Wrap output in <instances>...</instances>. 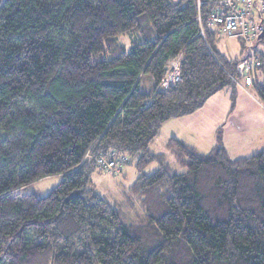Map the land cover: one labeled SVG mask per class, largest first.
I'll list each match as a JSON object with an SVG mask.
<instances>
[{"label": "trees", "instance_id": "1", "mask_svg": "<svg viewBox=\"0 0 264 264\" xmlns=\"http://www.w3.org/2000/svg\"><path fill=\"white\" fill-rule=\"evenodd\" d=\"M202 1L0 0V264H264V148L232 159L220 135L207 154L170 138L182 172L150 149L242 78L244 59L200 33ZM170 61L180 78L158 91ZM111 152L113 175L138 172L116 205L88 184ZM52 176L45 196L21 193Z\"/></svg>", "mask_w": 264, "mask_h": 264}, {"label": "rangeland", "instance_id": "2", "mask_svg": "<svg viewBox=\"0 0 264 264\" xmlns=\"http://www.w3.org/2000/svg\"><path fill=\"white\" fill-rule=\"evenodd\" d=\"M212 29L214 30V38H213L214 46L216 50L221 55L224 56L225 59L242 60L246 56V50L254 54L256 57H260V56L264 57V40L263 41L254 40L250 45H247L237 36H226L219 33L217 28H212ZM122 41H124V43L128 45L130 39L125 37L122 38ZM247 46L249 47L246 49ZM128 49L129 47L127 48V50ZM257 75H260V69H258ZM221 91H218L217 94H215L211 98L212 100L210 101H212L214 106L215 104L217 105L223 104V106L227 104V107L225 106V115L223 117L224 123L227 124L226 130L227 131L229 130L230 133H233V135H235L238 130L252 126V128L256 129V131L253 132V135L255 134L259 139L262 138L264 139V131L262 132V128L264 129V107L261 105L258 106V108H253V109H245V110L237 109L233 105L236 97H231V96L229 97V95L225 94L226 92H224V90L223 92ZM248 91L251 97L259 100L258 94L254 86L253 87L249 86ZM244 95L248 97L246 94ZM217 111L219 113L224 110L222 109V107H219ZM161 129L162 126L159 128V133ZM227 131L225 130H222L221 132L219 131L218 135H220V137L222 136L223 138H228L229 136H232V135H228ZM242 134L243 133L241 132L240 135ZM241 140H247V141L242 142ZM252 141L254 143L250 145ZM243 143H244V147H242ZM258 143L259 142L256 141L253 136L249 138H243L240 140H234L232 142L233 152L241 151L243 153H238L237 155H232V156L251 155L260 149V147L256 146L258 145ZM152 146L154 150H161V152L167 155V161L170 163L174 171L182 172L185 170L176 166L172 154H170V152L164 146L163 138L156 139L155 143ZM202 147L206 148L207 144L204 143ZM157 166L158 165L156 163H153L150 166H148L144 170V172L145 173L154 172L157 169ZM122 169H123L122 172L116 175H113V173L110 174V173L102 172L99 169H94L89 177L88 184L90 187H94L102 197L112 202V204L116 205L113 202H117L118 204L119 201L126 203V200L128 198L126 189L135 180L136 176L138 175V172L135 170L132 164H126ZM60 180H61V176H52L42 181L33 182L22 188L21 193H35L38 196H45ZM127 209L128 208L126 207L124 208L125 211H128L127 217L133 219L134 212L130 208L128 210Z\"/></svg>", "mask_w": 264, "mask_h": 264}, {"label": "crops", "instance_id": "3", "mask_svg": "<svg viewBox=\"0 0 264 264\" xmlns=\"http://www.w3.org/2000/svg\"><path fill=\"white\" fill-rule=\"evenodd\" d=\"M211 28H215V27H211ZM122 38H125V37H121L120 38L121 41H122ZM125 45H126V43H125ZM126 46L128 47L129 44ZM260 58L263 60V64H264V57L260 56ZM255 73H256V71H255ZM261 77H262L261 74L260 75H257V73L254 74V78H253L254 82L252 85H245L242 78L239 81H237L236 87H235L236 99H235L234 104H233L234 107H236L237 109L245 110V109L258 108V106H261V105L263 106L260 98H259V100L254 99L253 97H251V95L248 91L249 86L253 87L255 83H258L261 81ZM223 90H224V92H226L225 93L226 95H229V97L231 96V93H232L231 88H224V89H222V91L221 90L220 91L223 92ZM215 94H217V93H215ZM244 94H246L248 97H246ZM214 95H212L206 101L205 105L200 110L195 112L194 114L179 117V118H173V119H170V120L164 122L161 125L162 129L160 130V133L158 130L157 136L151 142L150 149L156 153H163V152H161V150H154L152 145L155 143L156 139L163 138L164 139V146L167 149L166 145L168 143V140L170 138H175L176 140H179L182 143L186 144L187 146L193 148L196 152H198L200 154L210 153L214 149V147L216 146L217 136H218L219 131L220 132L222 130L227 131L226 130L227 124L224 123V121H223V119H224L223 117L225 115V106L227 107V104L225 106H223V104L222 105L215 104V106H214L212 101H210V100H212L211 98ZM219 107H222V109L224 111L218 113L217 109ZM251 123H250V125H251ZM255 131H256V129L252 128V126H251V127L242 128V129L238 130L235 135H233V133H230L228 130L227 134L232 135V136H229L228 138H223L221 136L220 139H221L222 145L225 148L228 156L232 159H236V158H240V157H247V156H241V155L232 156V155H237L238 153H243L241 151L240 152H233L232 142L234 140L249 138L251 136H253L255 138V140L259 142L258 145H256V146L260 147V149L257 150V152L262 150L264 148V139L263 138L259 139L255 134L253 135V132H255ZM263 131H264V129L262 128V132ZM241 132L243 133L242 135H240ZM245 133H247V134H245ZM241 141L246 142L247 140H241ZM204 143L207 144L206 148L202 147V145ZM252 143H254V142L252 141L250 143V145H252ZM242 145H243L242 147H244V143ZM255 153L256 152H254L253 154H255ZM253 154H251V155H253ZM248 156H250V155H248ZM166 157H167V155H166Z\"/></svg>", "mask_w": 264, "mask_h": 264}, {"label": "built area", "instance_id": "4", "mask_svg": "<svg viewBox=\"0 0 264 264\" xmlns=\"http://www.w3.org/2000/svg\"><path fill=\"white\" fill-rule=\"evenodd\" d=\"M214 7L202 20L197 14L200 33L203 34V22L208 27L217 28L218 32L226 36H237L245 44L250 45L258 40L261 30L264 28V0H214ZM203 3L197 0V7ZM249 46L246 47V49ZM260 64L259 59L248 50L241 65L242 79L245 85H252L254 69ZM180 65L178 61H170L158 86V91H165L173 87L180 78ZM120 160L111 152L109 155L99 154L96 158L97 167L105 173H115Z\"/></svg>", "mask_w": 264, "mask_h": 264}, {"label": "water", "instance_id": "5", "mask_svg": "<svg viewBox=\"0 0 264 264\" xmlns=\"http://www.w3.org/2000/svg\"><path fill=\"white\" fill-rule=\"evenodd\" d=\"M258 28L261 30L259 34L260 41H263L264 40V28H262L261 26H258Z\"/></svg>", "mask_w": 264, "mask_h": 264}]
</instances>
